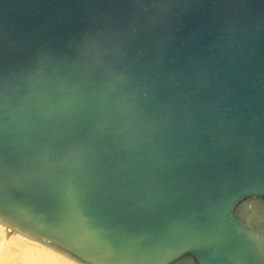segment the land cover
I'll use <instances>...</instances> for the list:
<instances>
[{
  "label": "water",
  "instance_id": "1",
  "mask_svg": "<svg viewBox=\"0 0 264 264\" xmlns=\"http://www.w3.org/2000/svg\"><path fill=\"white\" fill-rule=\"evenodd\" d=\"M0 226L74 264H264V0H0Z\"/></svg>",
  "mask_w": 264,
  "mask_h": 264
},
{
  "label": "bare ground",
  "instance_id": "2",
  "mask_svg": "<svg viewBox=\"0 0 264 264\" xmlns=\"http://www.w3.org/2000/svg\"><path fill=\"white\" fill-rule=\"evenodd\" d=\"M1 240L5 245L0 248V264H74L0 226Z\"/></svg>",
  "mask_w": 264,
  "mask_h": 264
},
{
  "label": "rangeland",
  "instance_id": "3",
  "mask_svg": "<svg viewBox=\"0 0 264 264\" xmlns=\"http://www.w3.org/2000/svg\"><path fill=\"white\" fill-rule=\"evenodd\" d=\"M4 243V244H3ZM5 245V241L4 240H1L0 241V248L2 247V246H4Z\"/></svg>",
  "mask_w": 264,
  "mask_h": 264
}]
</instances>
